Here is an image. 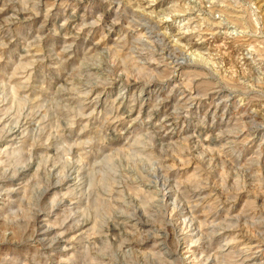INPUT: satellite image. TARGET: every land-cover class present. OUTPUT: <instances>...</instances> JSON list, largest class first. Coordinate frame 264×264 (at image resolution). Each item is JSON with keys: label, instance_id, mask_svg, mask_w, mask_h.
Listing matches in <instances>:
<instances>
[{"label": "rangeland", "instance_id": "374dc122", "mask_svg": "<svg viewBox=\"0 0 264 264\" xmlns=\"http://www.w3.org/2000/svg\"><path fill=\"white\" fill-rule=\"evenodd\" d=\"M201 263L264 264V0H0V264Z\"/></svg>", "mask_w": 264, "mask_h": 264}, {"label": "bare ground", "instance_id": "6f19581e", "mask_svg": "<svg viewBox=\"0 0 264 264\" xmlns=\"http://www.w3.org/2000/svg\"><path fill=\"white\" fill-rule=\"evenodd\" d=\"M117 80H119V79H117ZM122 83V82H121ZM126 86V85H125ZM10 130H12V129H10ZM16 134V133H15ZM69 171H71V170H69ZM67 173V172H66ZM71 173V172H70ZM162 175V174H161ZM71 175H69V177H70ZM157 178H159V177H157ZM161 178H162V176H161ZM163 178H164V176H163ZM61 179V178H60ZM75 179V178H74ZM161 180V179H160ZM167 180V179H166ZM156 181V180H155ZM166 182V181H165ZM162 184H163V182H162ZM166 184V183H165ZM170 184V183H169ZM159 187H160V185H158ZM157 190V189H156ZM169 190V189H168ZM164 191H166L165 189H164ZM155 192V191H154ZM161 193H162V191H161ZM168 194V193H167ZM163 197V196H162ZM161 197V198H162ZM164 199V198H163ZM159 200V199H158ZM159 202V201H158ZM167 203V202H166ZM178 204V203H177ZM175 206V205H174ZM181 208V207H180ZM176 209V208H175ZM178 213V212H177ZM187 214V213H186ZM189 214V213H188ZM191 214V213H190ZM189 217V216H188ZM191 217V216H190ZM179 220V219H178ZM191 220V219H190ZM182 221H184V219L182 220ZM189 222V221H188ZM183 224H184V222H183ZM189 224H190V222H189ZM192 224V223H191ZM181 225V224H180ZM187 225V224H186ZM182 226V225H181ZM191 226H193V225H191ZM184 228V227H183ZM190 228V227H189ZM195 228V227H194ZM193 232V231H192ZM198 233V232H197ZM199 234V233H198ZM201 234V233H200ZM202 237V236H201ZM198 238V237H197ZM197 238H196V240H197ZM203 240V239H202ZM185 242V241H184ZM185 244V243H184ZM208 244V243H207ZM187 247V246H186ZM209 247V246H208ZM184 248H185V246H184ZM183 250V249H182ZM187 250H189V249H187ZM201 250V249H200ZM207 250V249H206ZM205 251V250H204ZM190 252V251H189ZM188 252V253H189ZM191 252H192V250H191ZM196 253V252H195ZM207 253H208V251H207ZM204 254L205 256L207 255L208 256V254ZM198 254V253H197ZM198 255H200V253L198 254ZM198 255H196V256H198ZM204 258V257H203ZM192 260V259H191ZM194 260V259H193ZM196 260H198V259H196ZM204 260H206V258L205 259H203V262H204ZM199 261V260H198ZM207 261V260H206ZM212 261V260H211ZM197 262V261H196ZM202 264V263H201Z\"/></svg>", "mask_w": 264, "mask_h": 264}]
</instances>
